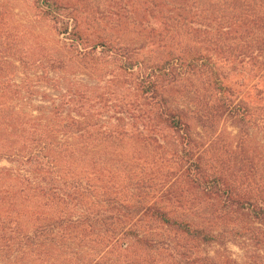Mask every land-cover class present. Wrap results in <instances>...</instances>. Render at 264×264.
I'll return each instance as SVG.
<instances>
[{
	"label": "trees",
	"instance_id": "obj_1",
	"mask_svg": "<svg viewBox=\"0 0 264 264\" xmlns=\"http://www.w3.org/2000/svg\"><path fill=\"white\" fill-rule=\"evenodd\" d=\"M112 1L34 0L50 34L0 1V264L191 259L170 232L264 251L251 167L205 168L194 138L224 116L264 122V0ZM174 175L200 195L174 194Z\"/></svg>",
	"mask_w": 264,
	"mask_h": 264
},
{
	"label": "rangeland",
	"instance_id": "obj_2",
	"mask_svg": "<svg viewBox=\"0 0 264 264\" xmlns=\"http://www.w3.org/2000/svg\"><path fill=\"white\" fill-rule=\"evenodd\" d=\"M0 1L7 3L10 11L17 15L18 21L20 23L29 24L33 29L32 31H47L49 34L51 33L50 28L53 27L52 24L47 21H40V19H37V16H35L36 12L33 9L34 0ZM88 1L92 0H87V2ZM113 5L114 3L112 0H93L92 4L89 2L87 3V6L93 7V9L96 8L98 11L105 9H107V11L111 10L112 8L110 6ZM233 68L236 69L235 66ZM80 78L85 82L91 83L90 80L85 77ZM201 86L204 87L202 83L200 84V87ZM37 89L48 93L50 96L57 94L46 87L39 86ZM36 101H38V98H36ZM212 123V125H208L204 128L197 127L194 136L203 150V156L206 159V162H204V165H206L205 168L213 170L218 163L222 162V167L229 166L231 173H235L234 170H237L236 173L238 174L240 173L238 169H241V167H237V164L246 167V163L243 162V160H245L249 167H251L252 172H250V175H252V178L255 180V184L252 185V187L257 188L258 193L263 195L264 122L258 124L257 119L254 117L251 124L248 123L241 126L231 116H224L220 120H215ZM173 143L174 139L172 137L166 138L167 149L170 150V146H173ZM169 158L170 156L167 152V159ZM215 159L217 163H215ZM173 160L175 159L173 158ZM165 164L168 166V163ZM233 164H236L235 168L232 166ZM1 165H6V163L2 161L0 162V166ZM169 165V170L162 164L157 165L161 171L158 174V176L161 175L160 179H162V175H165L166 172L178 169V166L174 164L172 159ZM176 177L177 176L174 175L171 179L169 178L170 183L172 182L171 190L174 194L182 192L183 195H189L190 192H192L193 194L196 193V195H200L197 191L193 190L190 185L188 186L186 183L182 182V180H174ZM241 188H244V185H242ZM175 211L177 212L179 209L177 208ZM188 219L196 225H210V223L206 225L205 220H200L195 217L194 214L189 216ZM226 226L225 224H218L217 227L225 229ZM255 227L258 229L261 228L259 225H255ZM248 235L247 233H242L240 235L229 234L222 238L220 244L212 243L209 245H201L198 242L186 241L181 236L170 232L166 236L172 239L175 238L174 240L180 241L179 243L181 245L187 247L191 259L186 261L184 257L175 256L170 259L166 253L160 252L158 255V252L143 253L144 251L139 250L140 257L149 261L151 264H264L263 248L252 242Z\"/></svg>",
	"mask_w": 264,
	"mask_h": 264
}]
</instances>
